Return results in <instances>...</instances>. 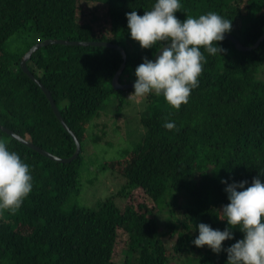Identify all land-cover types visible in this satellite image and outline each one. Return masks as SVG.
Wrapping results in <instances>:
<instances>
[{
    "label": "trees",
    "instance_id": "16d2710c",
    "mask_svg": "<svg viewBox=\"0 0 264 264\" xmlns=\"http://www.w3.org/2000/svg\"><path fill=\"white\" fill-rule=\"evenodd\" d=\"M155 2L0 0V125L52 155L71 157L75 145L21 71L22 56L44 40L108 42L126 54L119 83H133L136 67L144 58L152 60L159 45L142 49L133 41L126 13L143 15ZM180 3L175 15L181 21L208 12L231 20L228 34L243 46L264 33V0ZM217 46L225 51L216 56L201 49L207 62L199 85L179 110L166 107L163 96L145 97L138 115L143 134L133 158L115 164L119 190L92 207L67 210L66 202L80 194L88 145L104 137L98 132L104 102L116 99L118 118L134 89L111 87L122 63L114 49L48 45L31 55L26 66L50 92L80 153L68 164L57 163L0 131V141L29 165L33 178L17 213L0 214V264H226V251L197 248L193 240L200 223L220 231L229 227L218 219L229 203L228 185L247 181L246 188L253 178L264 183V41L248 52L226 39ZM166 122L175 129H166ZM161 214L168 220L165 232ZM231 231L233 239L222 242L223 249L243 239L238 228Z\"/></svg>",
    "mask_w": 264,
    "mask_h": 264
},
{
    "label": "clouds",
    "instance_id": "9594fccd",
    "mask_svg": "<svg viewBox=\"0 0 264 264\" xmlns=\"http://www.w3.org/2000/svg\"><path fill=\"white\" fill-rule=\"evenodd\" d=\"M181 7L180 0H156L143 15L126 13L130 38L142 49L155 45L162 49L155 62L144 58L136 67L131 95L144 98L154 93L176 110L188 103L192 90L199 85L207 62L201 49L212 56L223 53L225 50L217 45L232 27L231 20L215 12L181 21L175 15ZM164 127L173 130L176 125L166 122ZM32 179L29 165L0 141V214L17 213L32 191ZM245 184L247 181H241L225 188L229 203L219 210L218 219L226 220L228 228L214 230L205 223L196 226L199 235L193 244L197 248L207 246L216 254L226 251V264H264V183L253 178L250 186L245 188ZM233 228L244 234L243 239L223 249L222 242L233 239Z\"/></svg>",
    "mask_w": 264,
    "mask_h": 264
},
{
    "label": "rangeland",
    "instance_id": "374dc122",
    "mask_svg": "<svg viewBox=\"0 0 264 264\" xmlns=\"http://www.w3.org/2000/svg\"><path fill=\"white\" fill-rule=\"evenodd\" d=\"M133 93L134 90L128 92L127 103L118 118L115 117L116 99L111 96L104 102L98 132L104 133L105 138H100L99 143L88 145L89 154L87 157L83 156L80 194L73 195L64 205V209L67 210L72 205L92 207L97 201L104 200L119 190L122 184L118 179L121 171L115 164L117 162L125 164V160L133 158V148L139 143L143 134L138 115L142 111L145 97L139 98L131 95ZM168 105L167 103L166 107H169ZM143 148L144 142L140 150L142 151ZM158 223L160 229L165 232V224H168L165 214L158 217Z\"/></svg>",
    "mask_w": 264,
    "mask_h": 264
},
{
    "label": "water",
    "instance_id": "95a60500",
    "mask_svg": "<svg viewBox=\"0 0 264 264\" xmlns=\"http://www.w3.org/2000/svg\"><path fill=\"white\" fill-rule=\"evenodd\" d=\"M225 38L226 40H228L229 42H231L234 46V48L237 51L240 52H248L251 51L253 49H256L260 43H262L264 41V33L259 37V39L252 45L249 47L243 46L234 36L225 33ZM48 45H62V46H75V47H103V48H109V49H114L116 51L119 52V54L121 55L122 58V63L120 65V67L118 68V70L116 71V73L114 74L112 81H111V87L116 90V91H127V90H132L133 85L135 82L133 83H125V84H121L119 83V78L125 68V63H126V54L123 50V48H121L118 45L115 44H111L108 42H82V41H66V40H44L42 42H39L37 44H35L34 46H32L21 58L20 62H19V67L21 69V71L32 81L35 83V85L38 86V88L41 90V92L44 94L46 100L48 101L50 108L55 116V118L59 121V123L61 124L62 128L70 135L74 145H75V151L73 153V155L69 158H60L57 157L55 155H52L51 153L41 149L40 147H37L35 145H33L31 142L21 138L20 136H18L17 134H15L14 132H12L11 130L3 127L0 125V131H2L3 133L7 134L8 136H10L11 139H14L15 141L19 142L20 144L26 146L27 148L33 150L34 152L48 158L49 160H52L54 162L57 163H62V164H68L74 160L77 159L79 153H80V143L79 140L77 139V137L75 136V134L68 128V126L66 125L64 119L62 118L50 92L40 83V81H38L33 75L32 73L29 71V69L26 66L27 61L29 60V58L31 57V55L39 48L48 46ZM162 51V49L158 50L156 52V54L154 55L152 61L155 62L156 58L160 55V52Z\"/></svg>",
    "mask_w": 264,
    "mask_h": 264
}]
</instances>
